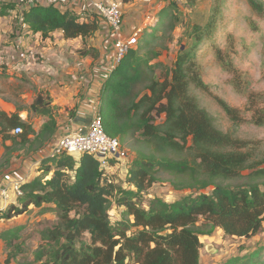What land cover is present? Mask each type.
<instances>
[{"label": "trees", "instance_id": "16d2710c", "mask_svg": "<svg viewBox=\"0 0 264 264\" xmlns=\"http://www.w3.org/2000/svg\"><path fill=\"white\" fill-rule=\"evenodd\" d=\"M247 3L264 15L262 0ZM11 9L15 7L0 4V15H8ZM171 11L164 9L161 17H171L172 23L164 27L160 20L148 29L151 31L127 53L101 92L99 111L106 134L123 144L133 139L139 145L127 169L129 188L117 184L88 154L43 160L40 169L50 178L25 183L21 202L4 213L6 219H13L31 206H54L58 220L41 231V245L31 264H201V235L219 228L226 236L252 239L264 231V167L252 165L245 151L247 142L235 137L243 122L239 110L214 97L234 127L223 132L191 93L192 87L207 89L197 56L217 40L221 13L193 26L195 47L180 49L172 68L159 79L156 70L166 67L155 63L161 56L158 47L167 28L172 30L179 22ZM23 24L44 37L62 31L69 40L92 38L100 27L96 18L85 22L76 13L43 5L29 9ZM48 102L39 95L30 106L47 118L38 133L20 112L9 115L0 110L1 170L10 166L16 152L38 153L54 138L57 121ZM17 127L23 128V134H11ZM248 170L249 174H243ZM164 177L175 191L189 193L173 202L155 197L142 204L141 197ZM208 189H212L210 193ZM111 201L124 209L117 224L110 219ZM20 230L1 232L0 240L12 245ZM12 260L9 254L5 264ZM222 264H264V244Z\"/></svg>", "mask_w": 264, "mask_h": 264}, {"label": "rangeland", "instance_id": "374dc122", "mask_svg": "<svg viewBox=\"0 0 264 264\" xmlns=\"http://www.w3.org/2000/svg\"><path fill=\"white\" fill-rule=\"evenodd\" d=\"M112 1L122 6L125 25L131 23V29L126 26L127 34H131L135 28H146L141 39L151 31L148 29L155 27L160 20L165 22L164 27L172 23L171 17H161L164 9L171 8L172 14L179 18L172 30L167 28L163 43L158 47L161 56L155 63H162L166 67L156 70V78L159 79H163L172 68L180 49L190 51L195 47L193 26L203 25L210 21L213 15L221 13L218 20L222 28L217 40L212 41L207 49L200 50L197 56L200 77L207 89L192 87L191 93L198 99L200 106L212 116L216 127L223 132H231L234 127L227 114L214 101V97L239 110L243 122L235 137L247 142L245 151L249 153L252 165L261 164V167H264V15L254 12L247 0ZM0 3L6 2L1 0ZM218 50L221 52H217ZM0 71V98L13 105L17 112L29 110L36 99L29 95L25 80H20L16 75H8L6 65L0 64ZM138 147L133 139L127 140L125 144L121 142V163L125 165L119 163L109 173L111 178L124 188H129L125 183L126 173L129 164L136 157L135 150ZM3 154V143L0 142V164ZM21 156L23 154H14L12 159H19ZM7 169H0V176L5 174ZM249 173L248 170L243 174ZM211 190L206 192L210 193ZM187 193L189 192L175 191L169 178L164 177L141 197V203L146 205L155 197L173 202ZM123 211V208L117 207L116 203L111 201L109 213L113 224L123 219ZM57 220L54 206L47 205L38 208L31 206L25 214L13 219H6L4 214L1 215L0 233L18 228L21 230L19 239L12 245L0 241V264H5L9 254L13 256L11 264H31L36 250L41 245V231L55 224ZM200 238L201 264H222L231 256L252 251L259 244H264V231L252 239H241L226 236L217 228L212 234L201 235ZM85 239L88 240L89 237L86 236Z\"/></svg>", "mask_w": 264, "mask_h": 264}, {"label": "crops", "instance_id": "0c3cea01", "mask_svg": "<svg viewBox=\"0 0 264 264\" xmlns=\"http://www.w3.org/2000/svg\"><path fill=\"white\" fill-rule=\"evenodd\" d=\"M126 26L130 29L132 27L131 23H126V30ZM103 34V29L100 28L94 37L86 40L66 39L62 31L44 37L41 33L32 32L23 24L17 9H11L8 15H0V64L2 59L7 62L14 56L17 64L13 68L6 66L7 74L25 80L29 95L35 99L39 95L49 99L57 121L54 137L85 133L93 116L101 108V92L110 72L108 63L103 64L104 55L112 52ZM91 48L98 55L97 59L93 57ZM81 50L87 53L81 54ZM0 110L9 115L17 113L13 105L1 98ZM20 117L32 125L35 133L41 130L47 120L31 108L21 111ZM43 150L30 155L26 154L24 149L16 152L15 154L23 156L19 159L11 158V165L6 173L0 176V183L4 179H23L25 183L42 176L49 179L50 175L40 169L39 159L44 157ZM19 202L21 199L11 195L10 200L4 203L0 199V206L4 204L9 208Z\"/></svg>", "mask_w": 264, "mask_h": 264}, {"label": "built area", "instance_id": "2783aa9c", "mask_svg": "<svg viewBox=\"0 0 264 264\" xmlns=\"http://www.w3.org/2000/svg\"><path fill=\"white\" fill-rule=\"evenodd\" d=\"M7 4L13 5L21 15L36 5L54 7L62 12H72L80 16L81 21L87 22L91 18H96L99 22V29L104 32L105 42L111 46L112 52L104 55L103 64L108 63L110 71L108 77L117 68L127 53L139 44L145 29L135 28L131 34L126 33L125 18L122 6L112 0H4ZM22 36V35H20ZM24 60V58H22ZM1 64L7 67L16 66L17 60L12 56L10 61H3ZM29 60V59H28ZM107 80V79H106ZM105 80V81H106ZM23 128L17 127L12 130L15 136L23 134ZM43 160L56 157L58 155H68L79 158L88 154L97 159L101 168L110 173L119 163L123 162L121 157V142L118 138H113L106 134L104 130L103 117L98 111L92 118L90 127L85 133L66 134L59 138L54 137L44 148ZM114 162V163H113ZM40 163V164H41ZM124 164L125 163H121ZM128 172V170H127ZM127 174V173H126ZM23 179L2 180L0 183V199L8 201L11 195L16 199H22ZM8 207L0 206V216L7 211Z\"/></svg>", "mask_w": 264, "mask_h": 264}, {"label": "bare ground", "instance_id": "6f19581e", "mask_svg": "<svg viewBox=\"0 0 264 264\" xmlns=\"http://www.w3.org/2000/svg\"><path fill=\"white\" fill-rule=\"evenodd\" d=\"M144 37V36H143Z\"/></svg>", "mask_w": 264, "mask_h": 264}]
</instances>
